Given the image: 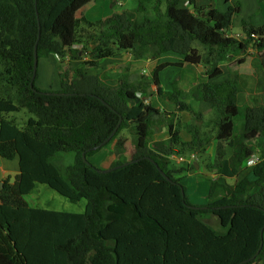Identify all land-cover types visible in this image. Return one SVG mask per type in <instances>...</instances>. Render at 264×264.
<instances>
[{
  "label": "trees",
  "instance_id": "trees-1",
  "mask_svg": "<svg viewBox=\"0 0 264 264\" xmlns=\"http://www.w3.org/2000/svg\"><path fill=\"white\" fill-rule=\"evenodd\" d=\"M99 1L0 0V158L18 160L19 166L0 192V264H260L264 107L257 99L251 107L238 105L247 82L237 72L224 83L212 81L223 74L220 61L234 52L246 55L253 46L262 65L257 85L264 91V27L244 22L243 38L230 37L240 4L219 11L197 8L198 0H187L193 12L179 7L186 0H136V20L125 12L96 23L77 18ZM36 47L39 63L44 54L81 59L88 49L96 61L120 53H130L134 61H155L168 53L183 60L156 66L150 77L119 80L109 89L99 78L84 84L67 73L60 91L46 92L36 87L38 72L31 88ZM199 65L206 66L208 81L193 90L194 101L218 110L220 119L213 162L206 166L213 176L209 201L197 208L171 170L170 156L201 153L206 142L198 136L182 142L177 118L194 113L192 106L175 81L177 96L165 92L159 74ZM155 95L173 103L175 113L161 114L144 104ZM22 109L34 116L24 127L8 118ZM237 123L243 124L241 131ZM164 127L169 139L152 144ZM125 129L133 134L136 151L127 165L119 167L125 162L117 161L104 173L84 162L83 154L89 161ZM117 149L125 152L122 141ZM254 155L259 162L247 167ZM38 184L72 203L86 201L85 211L30 206L25 198ZM207 217L218 219L220 231Z\"/></svg>",
  "mask_w": 264,
  "mask_h": 264
},
{
  "label": "crops",
  "instance_id": "crops-1",
  "mask_svg": "<svg viewBox=\"0 0 264 264\" xmlns=\"http://www.w3.org/2000/svg\"><path fill=\"white\" fill-rule=\"evenodd\" d=\"M122 1L123 0H102L99 2H94L90 5H88L87 7H85L84 9H82L78 13L77 18L80 20L85 19L91 23H96L98 21L104 20V19L112 16L114 14V11L116 10V8L124 6V3ZM237 3L240 4L241 12L234 19V25L230 29V31H229L230 33L243 34L242 24L244 22H246L247 24L253 25L254 27H264V0H198L197 1V8L206 9L209 7V8H213V9H218L219 11H226L231 6H233L234 4H237ZM179 7L182 9H189L192 12L194 11V7L191 6L187 0L181 2ZM251 51H252L251 54H254L253 46L250 47L247 54ZM123 55H124V53H120L113 58L106 59L103 61H99L98 63L100 64V67H101V64H103L109 60L112 63H117V60H121ZM234 55L240 56L241 54H237L236 52L230 53L228 55L229 58L225 61H229V59L232 58ZM259 55H260V53H259ZM49 56L52 60H53V57H55V55H53V54H50ZM86 56L87 55L83 56L82 60H85ZM46 57H48V56H46ZM92 57L94 59H96L94 56L91 55V59H92ZM166 57H171V61H167V59H169V58L166 59ZM242 57L244 60V64H242L240 66H244L246 64L245 56L242 55ZM70 59H72V58L69 55L66 57V59L64 58V60L69 61V62H70ZM163 60H166V61L164 62ZM182 60H183L182 56L176 55L174 53H168V54L161 56L158 60H155V61L152 59H148L145 61H136L134 66L132 67V70H130L129 68L127 69L128 73L122 74L123 70H121V72L114 71L115 74H117V75L113 74V72H112L110 77H108V78L104 77L103 75H101L100 77H98L97 75H92L91 77L92 78L93 77L99 78V80L101 78L103 81L102 82L100 80L101 84L109 89V88H114L117 85V82L119 80H122V79L123 80H130L131 79L130 77L134 76V75L129 76L130 72L134 73V74L141 75V76L146 75L147 77H150L151 72H153V70L156 68V66H158L160 64H164V63L177 64L179 62H182ZM41 61H42V58H41L40 63H39L38 80L36 82V87H37V83L39 82V84L43 88V89H40L42 91H46V92H50V91L51 92H58V91H60L61 90V84H62V81L64 79L62 77L61 79L57 80L58 79L57 77L59 76V73L62 76L66 75L67 73L69 74V71L71 70V66H72L73 62L68 63L64 69H61L60 66H57L55 64V68L57 69V72L54 74V77H53V72L50 69H49L50 74L48 77L49 72L45 68L44 72H42V74L45 77L43 78V80H41V77L39 76V72H40V69L42 67ZM53 62H55V60H53ZM144 65H149L151 68L146 69L147 67L145 68ZM218 67H219V69H221L223 71V74L220 77H218L217 79H214L212 81V83H224L225 81H227L231 78V75L233 72H237L247 82V80L244 78V74L240 71V69L242 67L240 69H236L234 71H232L230 68L228 69L227 65L219 64ZM171 68L175 71H171L172 72L171 75L168 78H166L164 76L165 72ZM171 68H167L159 74V80H160V84H161V87L163 88V90L167 93H174V95H175L174 97H176L177 93H175L174 89H173V82L175 81L177 87L180 90L179 94L181 93L182 98L183 99L185 98L187 100V102L192 106L193 110H194V108L197 110V113H196V115L198 116L197 120L201 121L203 123H208L209 122L208 116L210 115V113L215 112L216 109L211 108V106L206 104V103L195 102L193 95H192L193 90L198 85L208 81V77L206 75V73H207L206 66H204V65L192 66V67L185 66L182 69L174 68V67H171ZM77 69H78V67L76 66V68H74V71H77ZM227 69L229 71H227ZM260 69L262 71L261 60H260ZM45 72H46V75H45ZM74 75H72V77H74ZM46 76L49 78V80H48V78L46 79ZM75 77L80 82H82V83L84 82V84H87L89 82L88 79H90V78H85L83 80L80 76L79 77L75 76ZM134 77L136 78L137 76H134ZM165 78H166V80H164ZM57 81H58V84L56 85ZM104 82H106V83H104ZM257 84H258V82H257ZM47 87H49L51 89H48ZM152 90L155 91L156 87L153 86ZM244 92H246V90ZM139 94L142 95V93H139ZM179 94H178V96H179ZM242 95H245V94H241L238 96V105L240 107H251L252 105H249V106L248 105H240L241 101H243ZM142 97H143V95H142ZM252 99H257L259 101L258 98H252ZM144 104H151L152 107L154 109H158L161 114L175 113V110H176V106L173 103H171L167 99L161 98L157 95H155L154 97L145 101ZM262 107H264V106H262ZM198 108H200V109H198ZM137 112L139 114H142L143 108H137ZM193 118H194V116L192 114H190L189 112H184V113H181L178 115V118H177L178 127L177 128H178L179 133H180V139L184 143H191V142L197 141L196 137L199 136L198 132H195L197 129H195V131H192L190 129V126H194L193 122L196 120L195 118L194 119ZM130 120H131V118H130ZM218 121H219V118L215 119L216 129H217ZM129 134H130L129 129L123 130L122 133L120 134V136L118 137V139L112 143L110 150H106V149H108V148H106L105 150H102L98 154L93 156V158H95L96 162L98 160L99 161L102 160V158L105 157L106 155H111V154H112L111 158H117L119 156L118 149H117L118 141H122L125 145V152L123 153V155L127 156L128 154H130V158L123 161V162L129 161L131 159L132 155L136 152L133 145H132V149H130L128 146L129 142L133 143L132 140L130 139L131 134L130 135ZM216 134H217V131H216ZM216 134L214 135V139H215ZM168 139H169V133H168L167 128L164 127L161 130L155 132L153 137L150 139V142L152 144L153 143H159V142L165 143ZM202 140L205 141L206 144H208L206 139H202ZM216 146H217V141L215 139V141L213 142V145H212V147H214L213 150L215 149V151H216ZM127 149H129V151H126ZM206 151L208 153V152H211L212 149L206 150V145H205L203 152H201L202 154L201 153H198V154L194 153V154L196 155L197 158L200 155H203V157H204V155L206 154ZM214 155H215V153H214ZM200 160H202V159H200ZM14 162H16V165L18 166V160H14ZM197 163H195V166L197 168L196 171H197L198 175L199 174L201 175L202 171H201L200 164H202V162L200 161V164H197ZM176 165H178L179 167L171 166V165H170V167H171V170L175 172V177L177 179H179L180 182H182L183 179L187 178L191 173H193L189 169V167H190L189 163L179 164L176 162ZM18 172H19V166H18ZM2 177L4 178V175H2ZM208 179L209 180L213 179V176L210 175L208 177ZM201 182H202V184H198V188L199 189L203 188L205 190H208L207 194L205 196L208 199V195H209V191H210V184L208 182H207L208 183L207 184L206 181H201ZM205 197L203 198V201H200V203L202 205L206 204L205 203V200H206ZM32 207H34V206H32ZM34 208H37V207H34ZM46 210H49V209H46ZM53 211H59V210H53ZM260 264H264V260Z\"/></svg>",
  "mask_w": 264,
  "mask_h": 264
},
{
  "label": "rangeland",
  "instance_id": "rangeland-1",
  "mask_svg": "<svg viewBox=\"0 0 264 264\" xmlns=\"http://www.w3.org/2000/svg\"><path fill=\"white\" fill-rule=\"evenodd\" d=\"M122 2L124 3V6L116 8V10L114 11V14L125 12V13L131 15V17L134 20H136L139 17L138 12H137V6H138L137 1L136 0H123ZM90 46H91V41L88 42V47L90 48ZM199 50H200L201 54H204L202 49H199ZM251 53H252V51L249 52L247 55H244L245 59H246V64L244 66H240V62L243 60L242 55H240V56L234 55L232 58L229 59V61H225V60L220 61L219 64L227 65V68L228 69L230 68L232 71H234L236 69H240L242 67L240 69V71L244 74V78L248 82L247 83L248 88L246 89V92L241 93V94H245V95H242L243 101H241L240 105H248V106L252 105L253 104L252 98H258L260 104L262 106H264V91L261 88H259L257 85L258 80H260L262 77V71L260 69V55L256 50H254V54H251ZM85 55H87L85 60H82L83 58L73 59V60L70 59V62H73L72 66H71V70L69 71L70 76L75 74L74 76H77V77L80 76L83 80L85 78H92L91 77L92 75H97L98 77L103 75L104 77L108 78V77H110L112 72H113V74H115L114 71L121 72V70H123L122 74L128 73L127 69L129 68L130 70H132V67L134 66V64L136 62L133 60V57L130 53H124L122 59L117 60V63H112L109 60V61H106L105 63L101 64V67H100V64L98 63L99 61H96V59H94L93 57L91 59V53H90L89 49L86 51ZM46 56H48V57H46ZM167 58H169V59H167ZM166 59H167V61H171V57H166ZM53 60H55L56 63L53 62ZM53 60L50 58L49 55L44 54L42 61H41L42 67H41L40 72H39V76L41 77V80H43V78L45 77L42 74V72H44L45 68L48 72L50 70H52L53 77H54V74L57 72V69L55 68V64L57 66H60L61 69H64L67 66V64L70 63L69 61L62 59L57 55H55V57H53ZM101 61H103V60H101ZM163 61L165 62L166 60H163ZM92 62L97 64L99 67L98 66L93 67L90 64ZM76 66L78 67V69H77V71H74V68H76ZM144 67L145 68L147 67L146 69L151 68L149 65H144ZM228 69H227V71H229ZM171 71H175V70H173L172 68L167 70L165 72L164 76L166 78H168L172 73ZM49 74H50V72L48 73V77H49ZM45 75H46V72H45ZM115 75H117V74H115ZM131 75L138 76V77L141 76V75L134 74V73L130 72L129 76H131ZM134 76L130 77L131 80L135 79ZM144 76H146V75H144ZM48 77L46 76V79ZM62 77L64 79L65 75L62 76L59 73L57 80L61 79ZM166 78L164 80H166ZM48 80H49V78H48ZM100 80L102 81L101 78H100ZM104 83H106V82H104ZM57 84H58V81H57L56 85ZM37 88L43 89L42 86L39 84V82L37 83ZM47 88L51 89L49 87H47ZM241 94H239V95H241ZM198 109H200V108H198ZM193 112L194 113H192V115L194 116V118L196 120L193 122L194 126H190V129L192 131H195V129H197L195 132H198V135H199L198 137L200 139H206V141L208 143V144H206V150L212 149L211 152L207 153V151H206V154L204 155V159L200 160V157H203V155H200L198 157L199 160L202 162V164H200L201 171H202L201 175L199 174L200 175L199 176L197 174V171H194V172L192 171L194 174L191 173L187 178L183 179L181 182L186 187L187 196L189 198L190 203L193 206L198 208L199 206L206 205L209 201V198L207 199V197H205L208 190H205L203 188L199 189L198 184H202L201 181H206V183L208 182L210 184V180L208 179V177L211 174L207 171L208 169L206 168V166L211 165L213 162L215 149L213 150L214 147H212V145H213V142L215 141L214 135L216 134V131H217L216 126H215V119H218V118L220 119V113L218 110H215V112L210 113V115L208 116L209 122L203 123V122L197 120L198 116L196 115L197 110L195 108H194ZM33 117L34 116L31 115L26 109H22L20 113L13 114V115L9 116L8 118L10 120L13 119L15 122H17V124L20 127H24L25 124L27 123V121ZM237 126L239 128V131H241L243 128V124L237 123ZM130 134H129L130 139L133 142V136H132L133 134L131 132H130ZM132 145H133V143H131V142L128 143V146L130 149H132ZM111 146H112V143L108 147H106L108 149L104 148L102 150H105V149L110 150ZM126 151H129V149H127ZM111 156H112V154L106 155L105 157L102 158V160H100V161L98 160L97 162H96L95 158L90 157L89 162L94 167H96L98 170L105 171V170L110 169L117 161H125V160L130 158V154H128L127 156H124L123 153L119 154V156L117 158H111ZM183 156H187V155H183ZM128 162H130V161H128ZM128 162H125V163H128ZM176 162L179 163L177 160L174 161V159L171 158L170 165L179 167L178 165H176ZM191 162L192 161H190V163ZM0 171H1L2 175H4L3 183H5L8 180L13 182L16 174L18 173V166L16 165V162H14V161H7V160H3L0 158ZM229 183L231 185H233L234 181L229 180ZM204 197L206 198V200H205L206 204L202 205L200 203V201H203ZM25 200L31 206L37 207L39 209L59 210V211L70 212V213H83L85 211V208H86V201L83 200L79 203H72L71 201H69L65 197L59 195L58 193H56L55 191L50 189L47 185H42V184H38L36 189L33 191V193L28 195L25 198ZM205 221L209 225L213 226L215 229L220 231L221 227L219 225V221L217 218L207 217Z\"/></svg>",
  "mask_w": 264,
  "mask_h": 264
},
{
  "label": "water",
  "instance_id": "water-1",
  "mask_svg": "<svg viewBox=\"0 0 264 264\" xmlns=\"http://www.w3.org/2000/svg\"><path fill=\"white\" fill-rule=\"evenodd\" d=\"M38 68H39V58H38L37 47H36L35 48V59H34V75H33L32 82H31V88L34 87V81H35V78H36V75H37V72H38ZM120 124L117 126V128L115 129L113 134L110 136V138L105 142V144H107L115 136V134L117 133V131H118L119 127H120ZM83 160H84V162L89 163V161L86 158L85 154H83ZM127 164L128 163H125V164H123V165H121L119 167H124ZM156 166H158V165L156 164ZM119 167H117V168H119ZM117 168H113V169H117ZM110 171H112V169H108V170H105V171H102V172L107 173V172H110ZM3 188H4L3 177H2V173L0 171V192L3 190ZM263 245H264V242L262 243V247H263Z\"/></svg>",
  "mask_w": 264,
  "mask_h": 264
},
{
  "label": "built area",
  "instance_id": "built-area-1",
  "mask_svg": "<svg viewBox=\"0 0 264 264\" xmlns=\"http://www.w3.org/2000/svg\"><path fill=\"white\" fill-rule=\"evenodd\" d=\"M230 36V35H229ZM235 37H241V36H239V35H236ZM139 97H140V95H139ZM170 158H173L174 160H177L178 162H179V164H182V163H190V161H192L191 162V164L193 163V162H195L196 160H197V158H196V155L195 154H191V155H189V156H183V155H173V156H171ZM189 158V159H188ZM259 155H254L251 159H249L248 161H247V163H246V166L247 167H252V166H254V165H256L258 162H259Z\"/></svg>",
  "mask_w": 264,
  "mask_h": 264
},
{
  "label": "clouds",
  "instance_id": "clouds-1",
  "mask_svg": "<svg viewBox=\"0 0 264 264\" xmlns=\"http://www.w3.org/2000/svg\"><path fill=\"white\" fill-rule=\"evenodd\" d=\"M228 36L230 35V37H233V38H236V39H242L243 38V34H233V33H230V32H228V34H227ZM236 35H239V36H241V37H235ZM83 45H79V46H77L76 48H78V49H80L81 47H82ZM139 95H140V98H142V95L141 94H138V97H139ZM192 154H194V153H192ZM189 155H191V154H188L187 156H189ZM197 158V157H196ZM170 160H171V158H170ZM197 160H198V158H197ZM197 160L195 161V162H193V164H195V163H197ZM253 167V166H252Z\"/></svg>",
  "mask_w": 264,
  "mask_h": 264
}]
</instances>
